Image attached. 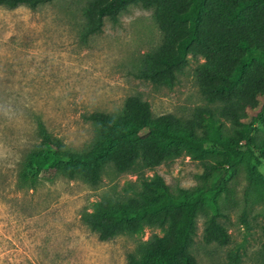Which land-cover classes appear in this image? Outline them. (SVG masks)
Returning <instances> with one entry per match:
<instances>
[{"label":"rangeland","instance_id":"1","mask_svg":"<svg viewBox=\"0 0 264 264\" xmlns=\"http://www.w3.org/2000/svg\"><path fill=\"white\" fill-rule=\"evenodd\" d=\"M88 3L0 7V264H128L148 241L164 237L168 225L145 222L137 232L102 240L83 214L101 202L135 203L145 181L159 176L176 196L203 194L189 247L199 264H264V116L253 132V156L244 154L230 166L209 121L213 116L226 136L236 135L235 125L222 114L224 102L211 101L201 82L207 80L204 68L219 76L212 80L217 85L242 60L214 42L196 45L172 79L156 64L175 46L167 43L155 8L137 0L118 16H106L101 30L85 35ZM253 10L242 14L249 28L257 19ZM232 49L239 56L247 53ZM259 71L264 59L254 56L245 76ZM131 96L148 101L154 118L174 114L183 124L194 120L196 134L205 139L203 155L185 150L153 167L141 161L126 171L109 162L98 184L38 169L32 187L18 185L22 160L41 142L39 121L63 140L66 151L88 153L99 137L88 115H122ZM212 215L228 233L226 244L207 238Z\"/></svg>","mask_w":264,"mask_h":264},{"label":"trees","instance_id":"2","mask_svg":"<svg viewBox=\"0 0 264 264\" xmlns=\"http://www.w3.org/2000/svg\"><path fill=\"white\" fill-rule=\"evenodd\" d=\"M50 1L0 0V7L15 9L25 3L36 7ZM135 1L89 0L83 9L88 17L85 35L101 30L106 16H118ZM142 1L146 7L155 8L167 43L175 46L174 52L156 59L164 75L174 79L175 71L187 62L191 48L196 45L208 47L214 42L228 56L242 60L233 73L221 75L224 81L217 85L212 80L219 76L204 68L203 75L207 80L201 82L211 101L224 102L222 114L235 125L236 135L226 136L213 116L209 121L213 129L211 135L225 149V163L234 167L244 154L253 156V132L264 116V100L260 103L264 98V71L245 76V70L254 56L264 59V0ZM249 8L254 9L257 17L251 28L242 17ZM241 33L243 35H239ZM232 47H243L247 53L239 56ZM205 54L211 55L208 50ZM254 108L255 113H251ZM88 118L99 127L95 148L88 153L66 151L63 140L54 135L44 121H39L37 135L41 142L34 144L22 160L18 185L32 187L38 169L70 178L83 176L90 183L98 184L109 162L120 171H126L141 161L153 167L185 150H197V156L204 153L205 139L196 134L194 120L183 124L174 114L154 118L151 104L138 96L129 97L122 115L97 111L90 113ZM242 146L247 148L242 149ZM140 195L142 199L130 205L101 202L96 210L85 212L83 219L102 240L120 233L137 232L145 222L168 225L164 237L148 241L139 255L129 256L128 264H199L189 247L197 229L202 192L176 196L159 176L154 181H145ZM206 233L209 241L221 244L229 241L228 233L216 215L210 217Z\"/></svg>","mask_w":264,"mask_h":264}]
</instances>
